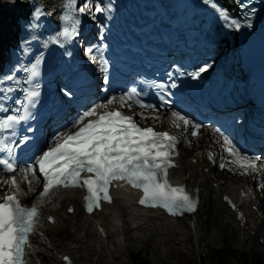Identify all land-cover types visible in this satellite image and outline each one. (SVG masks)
I'll use <instances>...</instances> for the list:
<instances>
[{"label":"snow or ice","instance_id":"6c2138e0","mask_svg":"<svg viewBox=\"0 0 264 264\" xmlns=\"http://www.w3.org/2000/svg\"><path fill=\"white\" fill-rule=\"evenodd\" d=\"M249 3L250 0H245L239 5L242 9H248L245 19L254 14V10L249 8ZM76 4L77 0H67L68 14L62 19L68 23V26L63 27V30L57 34V39L63 37L64 41H71L79 35L81 19L72 13H87L94 18L96 13L107 14L110 11L109 7H101L99 4L94 7L93 0H83L78 8ZM39 14V10L34 13V15ZM220 18L226 25L237 29L241 27L239 20L234 18L230 20L226 9L221 10ZM86 54L93 62L97 61V57L92 55L91 47ZM100 63L101 71H105L106 62L103 61L102 55ZM205 70L202 68L200 71ZM20 71L28 74L23 85L17 78V73ZM38 75L36 64L31 68L17 65L10 74L0 75V106H4L3 102L11 99V95L21 89L23 96V100L15 101L17 105H23L22 114L21 108L17 107L15 110L17 114L0 119V131L13 130L14 135L17 126L31 118L30 109L34 108L40 94L39 84L34 83V78ZM194 75L198 76L199 73ZM28 84L32 87L24 86ZM153 86L159 89L166 87L165 84ZM169 86L176 87L175 83ZM161 101L162 106L168 103L163 99V95ZM114 103H118L120 107L132 108L133 105H137L140 109L155 110L154 105L144 103L136 90L132 89L125 95L112 96L104 103L94 104L81 113L72 122V127L76 128V131L56 133L51 142L54 146L43 151L34 161L43 177L40 201L50 197L61 187H83L87 192L84 206L91 213L95 208L100 207V200L111 202L108 194L109 186L113 181H122L142 190L143 196L139 201L141 205L163 208L170 215L194 212L197 201L183 187H172L167 179L168 169L175 167L173 157L179 155L176 151L178 138L168 132L156 131L153 127L142 128L133 116L126 115L118 109L107 110ZM101 109L104 111H100ZM8 110L4 106V111ZM139 115L141 119H159V117H147L143 112ZM89 117L91 119H86ZM170 119L172 125L177 128L180 127V122L186 130L191 125L185 116L175 111L172 112ZM199 127V125H191L190 135L197 136ZM223 147L233 157L230 163L243 169V174L264 171L257 168L259 156L241 155L240 150L227 137L223 139ZM0 149H5L9 155L14 152L12 144L3 138H0ZM209 159H212L211 154ZM225 166L220 164L221 168ZM6 168L8 171H14L12 163H7ZM28 171L33 178L36 177V168L29 166ZM82 173L88 175L82 176ZM5 183L15 188L17 193L20 192V186L14 178ZM28 183L29 191H33L31 181ZM68 211L71 212L72 209L69 208ZM38 215L39 209L36 206L30 208L21 206L16 193L7 195L0 201V264H24V249L28 246V238L34 231ZM49 219L51 220V217Z\"/></svg>","mask_w":264,"mask_h":264},{"label":"bare ground","instance_id":"6f19581e","mask_svg":"<svg viewBox=\"0 0 264 264\" xmlns=\"http://www.w3.org/2000/svg\"><path fill=\"white\" fill-rule=\"evenodd\" d=\"M13 1L23 2L22 6L11 10L7 6L9 0H0V17L1 15L9 17L13 14V11H24V1ZM108 98L110 97L100 100L98 103H104ZM113 106L120 107L118 103H114L108 109ZM120 108L127 109L143 125L156 124L155 126L157 128L161 126V129L167 128L166 125L169 123V118L172 114V111L169 110L162 114L164 118L161 120L141 119L139 115L141 112L147 117H155V115L150 113L152 111L147 112L144 109ZM180 114L185 116L191 122V125H196L186 114ZM191 125L190 130L188 129L189 134L192 130ZM183 128L187 132L183 123L180 122V127H176L178 130L175 133L182 132L181 129ZM201 131L206 133L207 128L200 126L198 134H201ZM181 134L183 135L184 133L182 132ZM207 140L204 139L200 149L194 155L187 156L183 150L179 149V155L176 156L177 166L171 171L173 178L184 182L190 188L197 187L199 190L201 201L195 214L176 220L167 219L158 212L140 208L136 204L133 192L120 188L114 191V201L111 205H106L99 213L84 216L81 208L82 193L79 190L56 191L50 197L45 198L43 200L44 204L40 206L41 213L35 230L31 235V245L26 252L29 264H48L50 258L55 254H58L56 264H63L61 258L65 255L70 256L72 264H85L89 254H91L90 256H96V259L106 260L105 262L110 264H126L127 262L129 263L128 254L134 246H145L150 242L159 243L158 253L155 254L153 251L151 258L153 261L160 262L164 260L166 250H175L179 253L184 249H189V244L193 247L201 245L203 238L199 228L202 222L201 216L203 215H209L214 219L212 221L215 223L213 225L214 228L209 235L210 243L218 242L221 244L222 241H228L232 236H236L235 247L248 248L250 240L256 238L254 245L260 248L264 257V243L260 245L258 242L260 237H264V205H261L260 197L255 192V179H253V182L250 181L249 185L232 180L225 182L218 180L216 182L217 180L212 171L207 174L204 173L202 169L207 161L206 156L209 154V149H212L211 144L214 147H218L219 152H217V155H222L219 159L221 164H225L228 167H236L230 163L233 157L227 151L224 149L220 150V146H217L212 139L208 140L209 143H205ZM221 145L223 147V141ZM236 147L240 150L241 155L259 156L260 160L257 162V168L263 169L261 165L264 164V151H259L252 155L243 146L240 147L236 144ZM212 166L213 164H210V167ZM236 168L243 172V169ZM256 173L251 172L250 174ZM14 175L20 183L19 197L21 199L32 195L35 197L40 188L39 178L37 176L33 178L28 169L18 171ZM5 181H8V177L0 175V185L3 189L0 192V198L5 193L17 192L15 188L5 183ZM28 181H31L33 191H29ZM237 185L241 187L246 185L247 189L253 191V195H250L252 205L257 206V212H261V217L254 215L252 218L249 216L246 224L242 227L236 222L235 213L231 212L222 200L224 194L235 196ZM243 204H245V201H243ZM70 207H73L72 214L67 212ZM248 210L252 212L251 206H248ZM48 214H54V223L50 224L47 222ZM67 223L71 225V230L67 237L70 247L60 250L53 244V239L60 235L62 227ZM219 227L222 228L223 232H220ZM252 231L257 234L255 237L251 236ZM184 232H189V240L183 236ZM94 245H96V249H93ZM196 251V253L199 252L198 249Z\"/></svg>","mask_w":264,"mask_h":264},{"label":"rangeland","instance_id":"374dc122","mask_svg":"<svg viewBox=\"0 0 264 264\" xmlns=\"http://www.w3.org/2000/svg\"><path fill=\"white\" fill-rule=\"evenodd\" d=\"M152 113L155 115V117H159V120L164 118V115H160L157 111ZM170 118V121L166 125V127L167 129L176 132L178 129H176V127L172 125ZM159 128H161V126ZM189 128L190 126L187 128V132H185L184 128L181 129L185 135H182L181 131L180 133H176L180 136L181 140L179 148L180 150H183L187 156L196 154L200 149V146L203 144L204 139H212L216 142L217 146H220V150L224 149L221 145V137L217 135L211 128L208 127L206 133L201 131V134L199 133L197 136L190 135ZM208 140L205 143H209ZM210 146L213 149V152H215L217 155V152H219L218 147H214L212 144ZM221 156L222 155H217V158L212 163H209L207 161V164H213L212 167H210L209 165V172L212 171L214 173V177L217 180L216 182H218V180L221 182L232 180L235 182H243V184L249 185L250 181L253 182V179H255L254 189L255 192L259 195L260 203L263 206L264 187L261 186L264 185L263 171L257 172L256 174H243L244 170L243 172H241L236 167L225 166L224 168H221V162H219ZM228 159L227 161H229ZM261 167L264 169V164L261 165ZM32 198L33 195L28 197L25 201L27 202ZM201 217L202 222L200 223L201 226L199 228V231L202 234L203 241L199 247H193L189 244V249H184L179 253H177L175 250H166L164 260L158 262L152 260L151 254L153 251L155 254L158 253L159 243L150 242L145 246H134L132 251H130V253L128 254L127 259L129 260V263L127 262L126 264H264V257L261 254L260 248L255 247L254 245L256 243V238H252L250 240V245L248 246V248L235 247L236 236H232L228 241H222L221 244L218 242L210 243L209 235L214 228L213 225L215 223L212 222L214 219H212L209 215H203ZM219 229L220 232H223L221 227H219ZM70 230V223L65 224L62 227L60 235L53 239V244L57 247V249L62 250L64 248L70 247L68 244L69 241L67 240ZM183 236H185V238L189 240V232H184ZM93 249H96V245L93 246ZM197 249L199 250L198 253H196ZM57 255L58 254H55L52 258H50L48 264H56ZM90 255L91 254H89L88 259L85 260V264H110L105 262L106 260H99L96 259V256Z\"/></svg>","mask_w":264,"mask_h":264}]
</instances>
